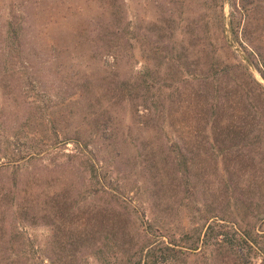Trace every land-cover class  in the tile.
<instances>
[{
    "label": "rangeland",
    "instance_id": "374dc122",
    "mask_svg": "<svg viewBox=\"0 0 264 264\" xmlns=\"http://www.w3.org/2000/svg\"><path fill=\"white\" fill-rule=\"evenodd\" d=\"M14 1L20 0H0V27L10 15V5ZM52 1L54 3H49ZM220 2L48 0L43 4L47 9L43 8L39 17L43 37L39 38L38 43L43 47L66 49L62 56L64 64L71 72L78 70L85 74L89 86L97 90L95 95L81 102V107L95 105L92 110L102 108L110 112L109 115L117 117L118 139L125 138L126 142L119 144L118 156L106 179V184L115 192L111 198L109 195L101 197L97 206L90 205L92 201L81 202L76 206L71 203L78 191H92L99 185L96 180L90 179L88 172L84 173L79 158L61 156V163L74 164L79 172L43 173L36 181L38 185L30 188L23 197L29 201L26 204L29 210L42 217L41 222L36 225L25 224L23 236L11 244L9 252L0 249V257L9 255L22 260H45L50 257L58 260L57 264H102L88 253L91 237L96 241L106 234L110 239L118 236L136 248L142 241V235H145L143 227L155 213L159 221L180 226L177 237H182L181 232L186 231L190 241L193 239L199 243V249L189 253L181 264L262 262L261 256L241 237L247 232L260 234L264 229V146L257 148L255 157L244 155L247 153L245 150L235 149L226 157H219L216 148L212 151L204 137L210 139L215 135L224 140V136L235 137L238 134L232 130L233 126H229V122L219 120L221 124H208L212 92L199 79L185 84L182 89L183 102L170 104L164 98V103L156 109L161 115L150 117L146 116L143 91H139L138 96L130 97L122 86L125 79L143 69V51L146 47L152 56L151 64L156 68L163 64V59L152 52L153 47H177L185 55L184 61L190 65L192 72L216 62L217 50L221 47H225V55L232 54L234 49H241L237 43L228 47L223 40L224 21ZM229 9L226 3V15ZM257 17L260 21L255 24V28L259 26L255 36L259 37L257 45L264 53V7ZM131 27L137 35L135 40H128L127 37V29L132 30ZM116 30H124L118 70L114 69L116 64L111 54L106 52L100 55L97 50V47H101V50L106 51L103 45L110 44ZM86 35L92 37L93 42L87 40ZM4 38L0 37V40L5 42ZM63 74L66 84L70 78L65 71ZM118 85L120 96L112 99L109 87ZM165 91L168 93L171 90L166 88ZM91 97L94 98V104ZM229 105L231 103L226 107L225 117L236 113L235 105ZM261 125L251 124L248 129L256 132L260 127L258 133L264 138V123ZM193 131L200 134L198 141L194 139L192 147L198 155L196 157L194 153L189 156L192 161L191 177L185 184V180L176 173V162L169 156L168 144L176 133L191 134ZM224 142L226 146L230 145ZM114 143L108 148V155L116 152L113 150ZM74 149V143H68L61 146L60 150L72 152ZM47 161L44 158L30 163L24 167V173L28 169L42 168ZM31 181H24L23 190ZM116 196L125 199L130 208L125 210L114 203H107ZM44 208L53 211L52 218H43L45 214L40 209ZM53 219L56 222L51 228L49 224ZM209 224L213 226L211 236L203 242ZM157 238L155 235L151 238L148 236L146 242L156 244ZM233 244L239 248V255L233 252Z\"/></svg>",
    "mask_w": 264,
    "mask_h": 264
},
{
    "label": "trees",
    "instance_id": "16d2710c",
    "mask_svg": "<svg viewBox=\"0 0 264 264\" xmlns=\"http://www.w3.org/2000/svg\"><path fill=\"white\" fill-rule=\"evenodd\" d=\"M47 1H14L13 5H10V15L3 27H0V37H5V42L0 40V249L5 252H9L11 244H15L17 238L23 236L22 229L25 224L36 225L42 220L37 212L29 210L26 205L29 201L23 197L30 188L38 185L36 181L43 173L79 172L74 164L61 163V156L79 158L84 173L88 172L90 179L96 180L99 185L92 191H78V188H75L78 193L71 203L76 206L81 202L92 201L90 205L97 206L101 197L109 195L111 198L115 192L106 184V179L110 176L108 173L118 156L119 144L126 142L125 138L118 139V122L115 121L117 117L109 115L110 112L103 111L102 108L92 110L95 105L81 107V102L95 95L97 90L89 86L90 82L85 74L78 70L71 72L64 64L62 56L66 49L43 47L38 43L39 38L43 37L39 17L44 11L43 8L47 9L43 6ZM226 3L230 8L228 15L225 12ZM263 3L264 0H221L223 40L228 47L237 43L241 49H234L232 54L225 55V47H221L217 50L216 62L204 68H197L194 72L184 61L185 55L177 47H153L152 52L163 59V64L157 68L151 64L152 56L148 48H144L145 65L141 71H136L132 77L125 79L122 85L123 90L128 92L125 94L133 97L143 91L146 116H159L161 113L156 109L164 103V98L170 104H180L183 102L182 89L185 84L199 79L206 88L210 87L212 92L208 124H221L219 120L229 122V126H233L232 130L238 134L235 137L224 136V140L215 135L210 139L204 137L205 142L209 143L212 151L216 148L219 157H226L235 149L245 150L247 153L244 155L255 157L257 148L264 146V138L258 133L260 127L256 132L248 127L251 124L262 126L264 123V53L257 45L259 37L255 36L259 30V26L255 28V24L260 21L257 16L264 7ZM123 31L116 30L113 33L115 36L111 38L110 44L103 45L107 48L106 51L97 47L100 55L107 52L106 54L113 56L116 64L114 69L117 70L122 58L120 52L124 44ZM127 32L128 40L136 39L133 28L127 29ZM86 39L93 42L89 35H86ZM7 40L9 41L6 42ZM63 71L69 75V81L65 82L68 85L64 84ZM119 88V85L109 87L112 99L120 96ZM166 88L171 91L166 93ZM67 93L68 95H64ZM90 93L92 94L88 95ZM166 94L167 97H164ZM125 98L129 100L128 97ZM90 100L94 104V98L91 97ZM228 103H231L229 107L235 105L236 113L225 117ZM199 138L197 131L191 134L178 132L168 144L169 156L176 162V173L185 180V184L191 177L192 161L189 156L194 153L196 157L198 155L192 148L193 142ZM224 141L230 145L226 146ZM113 142V150L116 152L108 155L107 150ZM68 143H74V151H61V146ZM44 158L48 159L46 165L28 169V172L24 173L25 166ZM25 180L32 181L23 190ZM107 203H114L125 210L130 208L125 199L119 196ZM40 211L45 214L43 218H52L53 211L50 208ZM54 219L49 224L51 228L55 226ZM262 220L264 224V207ZM212 229V224H209L203 242L210 239ZM179 230V225L170 226L167 222L159 221V217L152 213L142 229L145 235H142L138 247L130 246L118 236L110 239L106 234L96 241L91 237L92 241L88 242L87 247L88 253L102 264H181L189 253L199 249V243L193 239L190 241L186 231L181 232L182 237H177ZM152 235L158 237L156 244L152 241L146 242L147 237L151 238ZM241 240L255 249L254 252L261 256L260 264H264V229L256 235L244 233ZM233 246V252L239 255V248L235 244ZM57 262L58 260L50 257L45 260H22L9 255L0 257V264Z\"/></svg>",
    "mask_w": 264,
    "mask_h": 264
}]
</instances>
